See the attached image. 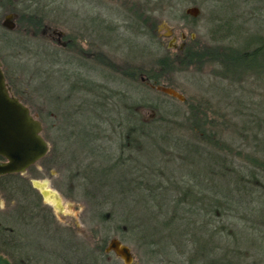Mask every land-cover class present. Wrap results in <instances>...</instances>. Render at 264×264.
Here are the masks:
<instances>
[{"label": "rangeland", "instance_id": "obj_1", "mask_svg": "<svg viewBox=\"0 0 264 264\" xmlns=\"http://www.w3.org/2000/svg\"><path fill=\"white\" fill-rule=\"evenodd\" d=\"M190 7H198L200 14L196 17L186 16V9ZM13 12L18 16V27L8 29L3 24L4 19ZM146 18L156 21L155 39L144 35L140 29ZM27 20L31 27L27 25ZM42 22L51 28L50 31L56 28L65 32L64 40L72 39L79 50L67 48L66 45L62 47L56 41L51 42L49 36H43ZM149 22L147 24L150 26ZM183 34L186 35L185 40L182 39ZM260 35H264V0H0V60L5 62L4 68L11 76L14 89L42 121V134L52 140L49 141L52 149L47 162L56 163V155H63V162L57 166L60 170L52 167L48 171L43 163H39L36 175L28 174L38 182L47 180L48 187L59 193L64 211L59 213L54 209L58 225L67 227L77 224L80 234L78 241L85 247L89 243L87 247L95 249L96 255L105 242L114 236L119 237L132 248L136 264H264V229H259L264 222L260 215L264 205L247 201L240 208L236 206L239 210L229 213L230 217L227 213H216L209 220L215 224V230L218 229L217 236L211 239L212 226L207 227V231L201 229L198 232L201 237L207 235V240L220 248L216 252L211 251L210 255L203 253L195 242V232L191 234L195 236H191V239L188 233L187 242L182 243L186 254L180 255L182 245H179L183 239L172 243L168 235L164 236L166 230L160 236H147V228H151L149 214L145 218L148 211L154 212V215H150L153 217L157 211L155 218L160 212L158 222L153 224L156 232L161 229L162 221L168 218L165 213L168 209L161 197L160 204L155 201L153 206L142 186L143 189H134L133 194L127 195L108 191L102 197L98 196L93 201L94 206H91L90 199L85 195L89 188L83 184L85 180L78 174L77 166L72 167V173L77 175L72 180L64 163L74 156L79 160L84 159V153L89 149H80L75 141L68 142L67 147L64 140H60L61 135L69 133L64 129L69 128L67 125L70 112L74 111L73 106L87 97L71 90L74 75L78 73L99 83L106 82L108 94L116 92L112 107L115 104L120 107L117 93L122 92L120 96L127 95L129 104L121 107H129L133 99H137L140 101L139 112L155 124L154 132V128L159 129V126L164 129L161 131L168 129L170 136L161 140L145 137L143 132L129 138L126 134L128 131L117 129L113 133L112 129L106 130L111 140L102 143L104 148L118 155L120 145L128 143L126 154H133L139 161V181L145 183L147 188H168L173 179L172 172L199 174L203 178L210 170L208 162L204 160L208 151H213L209 159H214V163L222 160L221 154L214 147L209 148L206 141V135L211 133L210 127L213 126L217 130L213 139L220 137L236 154L239 147L244 154L253 153L258 149L259 142L264 140V79H256L252 73L238 82L224 79L221 77L224 68L215 60L212 51L232 47L250 50L253 49V44L249 45L250 39ZM173 37L177 38V47H174ZM53 48L61 56L57 53L55 58L44 57L43 51ZM189 48H193L192 52L196 55H203L199 62H188L185 67L180 64L183 60L178 49ZM206 50L212 54L208 53L206 58H202ZM87 52L94 57L87 58ZM134 70H142V78H129L126 73L132 74ZM148 73L162 77V83L158 85H170L184 95L185 100L175 99L154 89L146 79ZM110 74L113 77H106ZM199 104L207 109L210 118L218 119L215 125L209 124L205 129L197 125H194V129L190 128V106ZM78 118L85 123L83 118ZM121 134H124L123 139ZM127 138L130 140L127 141ZM181 144H189L188 148H194L193 152L178 149ZM198 153L204 154H200L204 158ZM227 161L235 162L233 168H237L238 164L244 165L237 156L235 159L227 158ZM130 164L133 161H129ZM247 168L253 169L245 164L243 169ZM215 172L217 174L218 171ZM125 176L123 173L119 175L121 182L133 179ZM216 180L217 187L228 190L232 197H238V193H233V186H229L224 179L217 177ZM258 186L259 193L264 195V179L258 181ZM125 189L127 191V187ZM135 197L137 200L143 197L144 204L147 202L146 208L142 203L136 205ZM0 199V238L10 240L9 206L2 193ZM125 227L126 232L123 231ZM152 240L157 243L154 247L149 244ZM160 249L166 251H158ZM15 254L16 264H22L23 252L17 250ZM6 256L12 260L9 255ZM105 264L124 263L112 254Z\"/></svg>", "mask_w": 264, "mask_h": 264}, {"label": "trees", "instance_id": "obj_2", "mask_svg": "<svg viewBox=\"0 0 264 264\" xmlns=\"http://www.w3.org/2000/svg\"><path fill=\"white\" fill-rule=\"evenodd\" d=\"M141 10V9H140ZM139 12V11H138ZM137 12V13H138ZM142 13V12H141ZM140 13V14H141ZM186 13V12H185ZM188 16L189 14H185ZM190 16V15H189ZM141 17V15H140ZM143 17V15H142ZM139 18V15H138ZM150 21V22H149ZM145 24L140 25V29H142V32L144 35H149L152 39L157 38V34L155 33V25L156 21H151L148 18L143 19L142 21ZM147 22L150 23L147 24ZM153 23V24H152ZM139 24V23H138ZM147 25V30L144 28ZM29 27L31 25L29 24ZM253 44V49H239V48H230L229 50H226L222 48L221 50H215L213 52V56L216 61L220 63L221 66H223L224 71L222 72V76L224 79H230L231 81H239L242 78H245L247 76H250L251 73L252 76L256 79L263 80L264 79V35L260 36H254L250 39L249 45ZM192 49H185V50H179L180 58L183 60L182 63L185 67L189 64L193 63L196 64L200 61V57L203 55H196L194 52H192ZM205 56L202 58H206V56L209 54H212L209 51H204ZM2 60L1 62H3ZM110 63H112L110 61ZM5 64V62H3ZM186 64V65H185ZM182 65V66H183ZM169 66V65H168ZM167 67V65H165ZM187 68H189L187 66ZM5 75L7 78V83L12 89V92L18 96L21 100L19 93H17V90L14 89V85L11 83L10 77L8 72L5 70ZM129 78H132L134 80H139V77L141 74H143V71L134 70L132 74L126 73ZM75 79H73V83L71 86V90L77 92L78 94L81 93L82 95L85 94L87 97L82 98L81 100L73 106L74 111L70 112V121L67 126H69L68 130L64 129L65 131L69 132L68 135H61L60 140H64L66 146L68 147V142H74L76 143L80 149H89V151L84 153L83 158L84 159H78V157L74 156L71 161H66L65 167L68 171V176H70L72 180H75L77 178L76 174L72 173L73 165L77 166L78 168V174L82 175L83 179L85 180L83 184L85 186L87 185L89 188V191L87 194H85L90 199V205L94 206L93 204L95 202V199L100 196L102 197L104 193L112 192V193H121L124 195H127L128 193H134V189H143L142 186L145 187L146 193L148 195V198H150V202L155 204V201L160 204L161 201H159V198H162V203H164V206L167 207L166 216L168 217L167 220L162 221L161 223V229L157 230L153 227V224L155 222H158L159 219V213L156 217L157 211L155 212V217L150 216L151 214L154 215V212H147L145 218L147 219V215L149 214L151 228H147V236H153L154 234H159V236L167 231V234L164 235L169 240L177 241L180 238L183 239L181 244L176 243L177 245L181 246L182 243H186V237L189 235V238L195 237L191 235L192 233L196 234L195 237L197 242V246L199 251L203 253H209L211 251L216 252L219 246L217 244L212 243V241L207 240V235H202V237L199 234V230L207 231V229L212 226L213 233L210 235L211 239L217 236L219 233L215 228L213 227L215 224L212 223L209 219L213 217V215L221 214L225 215V213H233V211L236 208V206H242L245 202H251V201H257V203H260L261 206L264 205V198L262 193H259V189H257L258 181H261L264 179V140L258 145V149H256L253 153L244 154V151L241 150V147H239L237 154L234 152V149L229 146L226 142L221 140V138L213 139L214 133L217 131L213 127H210L211 133H208L207 136V143L208 147H214L217 152L221 154L222 157H220L222 160L214 163V159H209L211 155L213 154V151L207 152V158H204L199 154L200 157H203L204 160L208 162V168L210 170L207 172V174L202 178L199 174H189V173H171L173 174V179L169 182V187L166 189L161 190V188L153 186L146 187L145 183H141L139 180L141 179L138 174L140 173V168H138V165H140L133 154L131 156H127L126 154V148L129 146L128 143L124 142L120 145V151L118 155L111 154L107 149L104 148L102 143L107 140H111V138L108 139L109 135H107V129H112L113 133L120 129L122 132L128 131L127 137L130 138V136H135L139 132H143L145 137L148 138H156L161 140L167 139L166 136H170L168 132V129L166 131H161L164 129H161L159 126L158 128H154L156 132L153 131V127L155 124H152L150 121L146 120L144 116L142 115V112H139L138 109V101L137 99H133V101L130 103L129 107H121L122 105L127 104L128 106V96L122 95V92H118L119 97L117 96V99H119V103L121 104L120 107H117L115 104L114 107H112V100L116 98V92H111L108 94L109 88H107L106 82L99 83L97 81H94L92 79H89V77H82L80 74L75 73ZM140 78H142L140 76ZM162 77H159L155 74H147L146 79L150 81L152 84H161ZM170 86V85H166ZM147 97V96H143ZM75 99L77 100V97L75 96ZM176 99V98H175ZM26 105H28L24 100H22ZM146 102H144L145 104ZM133 105H135L133 107ZM32 113L34 114V111L32 108H30ZM190 117L189 121H191V129H194V125L199 126L200 129H205L207 125H215L216 122H218V119L210 118L207 114V109L202 105H193L190 106ZM84 116V117H83ZM76 117H80L82 120L85 121L82 122L80 119H76ZM208 127V126H207ZM188 128V129H190ZM125 129V130H124ZM160 131V132H159ZM206 131V130H205ZM219 134V133H218ZM121 138L123 139L124 134H121ZM46 140L52 141L51 138L48 136H44ZM64 137V138H63ZM120 137V136H119ZM194 137V136H193ZM127 138V141L130 139ZM137 137H135L136 139ZM195 138V137H194ZM114 139V138H113ZM133 139V140H135ZM139 139V138H138ZM137 140V139H136ZM54 144V141H53ZM56 146V144H54ZM189 144H181L178 145V149H184L187 152L190 151V153L193 152L194 148H188ZM56 150V147H54ZM213 148V149H214ZM52 146L50 148L51 152ZM204 151V150H203ZM49 152V153H50ZM197 152V151H196ZM79 153V152H77ZM50 154H48L46 157H44L41 160V163L44 164L45 168L49 171L52 167H57L59 164L56 160L58 154L55 157V162H47L48 157ZM74 155L76 153L74 152ZM218 155V153H216ZM261 155V156H260ZM239 158L242 160V162L247 164V166L251 167L253 169L247 168L246 170L243 169L244 165L236 166L237 168H233L235 162L233 161H227V158L235 159ZM262 157V158H260ZM93 159V161H92ZM129 161H133V164H129ZM216 162V161H215ZM128 163V164H127ZM215 164V165H214ZM229 166V167H228ZM124 167V168H123ZM218 167V168H216ZM232 167V168H231ZM58 168V167H57ZM128 168V169H127ZM216 168V169H214ZM125 169V170H124ZM58 170H60L58 168ZM242 170H244L242 172ZM215 171H218L217 174ZM126 175L127 177L131 178L132 180L123 181L121 182L119 175L121 174ZM212 175H216L212 177ZM125 176V177H126ZM138 177V178H137ZM210 177V178H209ZM212 177V178H211ZM220 177L224 179L227 183H229V186H233L232 190L233 193H238V197H232L228 190L223 191L221 188L217 187V180L216 178ZM140 178V179H139ZM216 180V181H215ZM231 182V183H230ZM87 183V184H86ZM172 184V185H171ZM31 183L22 177L21 174H10L5 175L3 177H0V190L3 194V197L8 202L13 198L12 195H19L20 196H26L34 194L36 196L35 199H32L34 202H41L42 199L40 195L34 191V189L31 187ZM124 186V189H122ZM161 186V185H158ZM228 186V187H229ZM12 187V188H11ZM127 187V191L125 189ZM142 187V188H141ZM87 188V187H86ZM214 188V189H213ZM230 189V188H229ZM93 190V192H92ZM213 190V191H212ZM207 194H212L208 195ZM222 194V195H221ZM106 195V194H105ZM237 200L234 201L233 199ZM232 199V200H231ZM23 201V199H22ZM134 201H136V205L139 203H142L143 207L146 208L147 202L144 204L143 197L141 198H134ZM148 203V205L150 204ZM263 202V203H262ZM161 203V204H162ZM94 209V207H92ZM144 208V209H145ZM8 210V207H7ZM46 210V219L47 223L46 226L49 229V226L52 224V213L51 208L49 206L45 207ZM158 210V209H157ZM239 210V209H238ZM260 215L264 219V207L260 210ZM171 215V216H170ZM230 217V216H229ZM6 222L8 221V215L7 219H5ZM145 221V220H144ZM147 221V220H146ZM145 221V222H146ZM145 222H142L145 226ZM198 224V225H197ZM160 226V224H159ZM208 227V228H207ZM262 228L264 229V222H262ZM136 230V226L134 228ZM133 229V230H134ZM164 229V231H163ZM127 228H123V231L126 232ZM130 230V229H129ZM132 230V231H133ZM155 230V231H154ZM122 231V230H121ZM122 231V232H123ZM256 231V230H255ZM50 232V231H49ZM47 235V240L50 239L49 234ZM191 232V233H190ZM57 232H52V234H56ZM223 233V232H220ZM213 237V238H212ZM159 238V237H158ZM191 239V238H190ZM110 240V239H109ZM109 240L105 242L104 245L101 246L100 250H103L105 248V245L109 242ZM0 251L3 252L6 255H9L12 260H14V263H17V258L14 257L17 256L15 252L17 250H22L21 246H18L16 250H12L11 242L10 240H4L0 238ZM125 241V240H124ZM186 241V242H185ZM191 240H188V242ZM10 242V243H9ZM162 242V241H161ZM126 243V241H125ZM173 243V242H172ZM212 244L209 246V244ZM150 246L154 247L157 243L156 241L152 240V242L149 243ZM182 247V248H181ZM179 247L180 255L186 254L185 249H183V245ZM233 249H231L232 251ZM15 251V252H14ZM161 252H164L166 250H158ZM157 252V251H156ZM198 252V251H197ZM158 253V252H157ZM232 254L233 251H232ZM151 255V254H150ZM233 262V261H232ZM234 263V262H233ZM232 263V264H233ZM239 263V262H238ZM175 264H179V262H175Z\"/></svg>", "mask_w": 264, "mask_h": 264}, {"label": "flooded vegetation", "instance_id": "obj_3", "mask_svg": "<svg viewBox=\"0 0 264 264\" xmlns=\"http://www.w3.org/2000/svg\"><path fill=\"white\" fill-rule=\"evenodd\" d=\"M10 1L16 2V0H10ZM10 15H12L10 22L11 24H13L14 26L13 28L15 29L18 27V16L15 12L10 13ZM27 23H28L27 25H29V20H27ZM40 24L42 29L41 30L42 35L49 36L50 38L48 39H50L51 42L56 41L57 44L62 47L63 46L65 47L66 45L67 48H71L76 51L79 50V48H77L78 44H75L74 41H72V39L64 40L63 37H65V32L56 28L50 31L51 28H49V26H47L46 23L42 22ZM13 28H8V29H13ZM174 39H176L173 42L174 47H177L178 46L176 43L177 38L173 37V40ZM57 53H58L57 49L54 48L53 50L51 49V51L47 49L43 51L44 57H54V55ZM59 55L61 56V54ZM86 56L87 58L94 57L93 54L89 52H87ZM106 77H113V76L110 74V75H106ZM62 158L63 155L58 154L56 158L58 164L59 162H63ZM39 163H41V160L38 161V163L31 165V167L28 168L25 173H18L21 174L22 177H24L31 183L32 185L31 187L34 189V191H36L38 195H40L42 201L40 203L37 201L36 202L32 201V199L36 198L34 194H31L29 196L28 195L20 196V197L19 195L17 196L15 194L12 195L13 198L10 200L8 207V211L10 215L9 218L10 219L9 231L11 236L10 244L12 250H16L18 246L22 247L23 258H24L22 260V264H105L106 259H108L109 256H111L112 254L115 255V252L113 251L111 252L106 251L107 245L109 244L111 239L118 238L123 243H125V241L119 237L114 236L109 240L107 245H105V248L103 250H98L99 254L96 255L97 251L95 249L93 250L92 247L91 249L87 247L89 243L86 244L85 247V245L83 246V244L82 243L80 244V242L78 241L80 234L77 224L68 225L67 227L59 226L54 214L55 213L54 209L56 208L53 207L54 206L53 203L47 202L44 199V197H42L40 190L34 185L33 181L35 179H32L30 178V176H28L29 172H31V174H33L34 176L36 175V170L39 168L38 167ZM43 167L45 166L43 165ZM47 206L51 208L52 210L51 213L53 215L51 219V222L52 221L53 222L49 226V229L46 226L47 219H46L45 207ZM63 211L64 209L58 212L63 213ZM47 232L50 233L49 240L46 239L48 235ZM52 232L54 233L57 232V233L52 234ZM126 244L127 242L125 243V245ZM133 256L136 264V257L134 252H133ZM116 257L124 263V261L120 257L118 256ZM11 262L12 264H15L14 260H11Z\"/></svg>", "mask_w": 264, "mask_h": 264}, {"label": "water", "instance_id": "obj_4", "mask_svg": "<svg viewBox=\"0 0 264 264\" xmlns=\"http://www.w3.org/2000/svg\"><path fill=\"white\" fill-rule=\"evenodd\" d=\"M186 13L194 17L200 14L198 7H190ZM9 15L4 19V25L8 28H13ZM195 37V34L192 35ZM182 39H186L183 34ZM176 39H174L175 41ZM182 48V46H181ZM0 60V177L7 176L13 173H25L31 165L38 163L41 159L48 155L50 144L44 137V126L26 105L13 92L4 71V64ZM157 91L168 94L174 98L185 100L184 95L170 86L151 84ZM34 185L37 187L42 197L47 202L53 203L58 211L64 209L62 199L57 191L48 187V181L34 180ZM1 198V191H0ZM0 199V204H1ZM107 252H115V255L120 257L125 264H134V256L132 248L125 245L120 239L113 238L106 248ZM0 264H12L10 259L0 253Z\"/></svg>", "mask_w": 264, "mask_h": 264}, {"label": "bare ground", "instance_id": "obj_5", "mask_svg": "<svg viewBox=\"0 0 264 264\" xmlns=\"http://www.w3.org/2000/svg\"><path fill=\"white\" fill-rule=\"evenodd\" d=\"M187 10V9H186Z\"/></svg>", "mask_w": 264, "mask_h": 264}]
</instances>
